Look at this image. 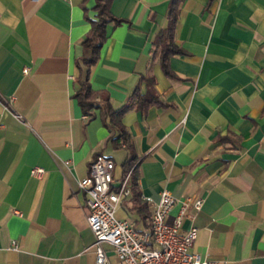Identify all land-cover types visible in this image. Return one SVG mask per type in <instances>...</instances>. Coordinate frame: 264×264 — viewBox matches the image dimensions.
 Returning <instances> with one entry per match:
<instances>
[{
    "label": "crops",
    "instance_id": "0c3cea01",
    "mask_svg": "<svg viewBox=\"0 0 264 264\" xmlns=\"http://www.w3.org/2000/svg\"><path fill=\"white\" fill-rule=\"evenodd\" d=\"M97 1L0 0V264H95L79 182L99 154L115 161L118 182L129 151L115 146L106 111L79 104L87 75L114 108L136 87L147 92L150 78L159 97L120 118L139 159L140 198L129 196L118 216L145 232L163 189L178 199L170 218L180 201L203 197L182 227H199L190 252L264 264V0H181L182 52L170 56V72L155 41L171 0H111L121 22L107 24L87 73L83 41Z\"/></svg>",
    "mask_w": 264,
    "mask_h": 264
},
{
    "label": "built area",
    "instance_id": "2783aa9c",
    "mask_svg": "<svg viewBox=\"0 0 264 264\" xmlns=\"http://www.w3.org/2000/svg\"><path fill=\"white\" fill-rule=\"evenodd\" d=\"M29 70L26 67L24 72ZM114 170L115 161L99 154L92 160L89 174L79 182L80 190L86 194L87 222L95 236V264H111L106 245L112 247L121 264H226L190 252L198 237V226L192 224L182 230L185 219L195 217L190 210L202 209L203 197L180 201L179 211L170 218L178 199L169 189H163L151 215L150 229L140 232L132 220L117 214L121 204L131 195L132 170L125 172L118 182H115ZM44 172V167L32 168L35 176ZM14 212L22 215L18 209ZM12 244L17 246L16 241Z\"/></svg>",
    "mask_w": 264,
    "mask_h": 264
},
{
    "label": "trees",
    "instance_id": "16d2710c",
    "mask_svg": "<svg viewBox=\"0 0 264 264\" xmlns=\"http://www.w3.org/2000/svg\"><path fill=\"white\" fill-rule=\"evenodd\" d=\"M111 0L97 1V18L92 19L91 29L83 41L84 54L82 61L87 67V73L90 72L91 66L97 61L100 50L107 38V24L111 21L120 23L121 20L116 19L110 10ZM181 0H171L169 11L168 26L161 31L158 39L155 41V52H160L163 67L167 72H170L168 60L171 55L182 52L181 46L176 42L174 37V28L178 17V6ZM150 87L147 92L142 93L139 87H136L129 99L119 106L114 108L111 104L99 101L102 95L96 91L90 81L88 75L84 80L79 81V87L76 90V97L79 100L85 114H93L92 111L100 108L106 111L111 117L109 127L114 131L113 141L115 146H125L129 151V156L124 162L125 172L132 170L130 187L131 197L139 200V159L134 151L130 133L120 124L122 115L132 108L145 109L153 103L159 102V97L154 87V81L150 78ZM108 100L106 97H102ZM115 128V129H114ZM118 131V133H117Z\"/></svg>",
    "mask_w": 264,
    "mask_h": 264
}]
</instances>
